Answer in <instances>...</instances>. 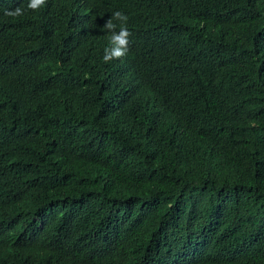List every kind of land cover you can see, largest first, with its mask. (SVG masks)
Instances as JSON below:
<instances>
[{"label": "trees", "instance_id": "trees-1", "mask_svg": "<svg viewBox=\"0 0 264 264\" xmlns=\"http://www.w3.org/2000/svg\"><path fill=\"white\" fill-rule=\"evenodd\" d=\"M10 2L0 264H264V0ZM115 11L170 113L107 78Z\"/></svg>", "mask_w": 264, "mask_h": 264}, {"label": "clouds", "instance_id": "clouds-1", "mask_svg": "<svg viewBox=\"0 0 264 264\" xmlns=\"http://www.w3.org/2000/svg\"><path fill=\"white\" fill-rule=\"evenodd\" d=\"M48 0H29L27 8L32 11H38L46 5ZM79 10L86 9L94 0H72ZM15 0H11L10 7H14ZM5 10V14L13 17L22 16L24 9L16 7ZM118 21L119 24L113 21ZM128 16L123 12L115 11L112 17L106 20L103 17L100 23L104 42L103 63L108 69V79L111 84L117 88H127L133 90L136 94V107L143 112H153L163 110L170 113L172 104L160 92L162 85L153 81L151 70L146 61L140 55L129 54L131 32L127 27ZM118 29V31H117ZM124 82L125 87H120L119 83ZM106 89L99 90V93L105 94ZM183 100V96L181 98Z\"/></svg>", "mask_w": 264, "mask_h": 264}]
</instances>
